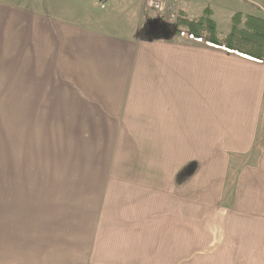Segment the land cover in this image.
I'll return each instance as SVG.
<instances>
[{
	"label": "crops",
	"instance_id": "crops-1",
	"mask_svg": "<svg viewBox=\"0 0 264 264\" xmlns=\"http://www.w3.org/2000/svg\"><path fill=\"white\" fill-rule=\"evenodd\" d=\"M145 8L131 27L33 16L18 50L0 1V93L24 105L25 150L41 137L35 158H0V264H209L226 231L264 238V61L169 19L153 34ZM231 9L264 20V0Z\"/></svg>",
	"mask_w": 264,
	"mask_h": 264
},
{
	"label": "rangeland",
	"instance_id": "rangeland-1",
	"mask_svg": "<svg viewBox=\"0 0 264 264\" xmlns=\"http://www.w3.org/2000/svg\"><path fill=\"white\" fill-rule=\"evenodd\" d=\"M2 17L10 18L14 23L10 28H2V36L13 35L16 43H14L18 50L25 48V38L27 22L31 21L33 16H46L50 19H55L58 22H77L84 25H100L101 20H109L104 22L108 25L125 24L130 27L133 26L137 16L139 15L140 7L145 8L143 2L137 0H0ZM238 0H199L196 2H180L179 4H190L194 7L204 4L209 6L214 11V18L218 23V35L224 36L230 31L228 23L231 22L232 7ZM136 9V10H135ZM144 10V9H143ZM145 8L144 11H146ZM228 10L227 12H225ZM143 11V12H144ZM149 11V10H147ZM176 7L174 5V10ZM153 18L155 13L153 10L149 11ZM236 13V12H235ZM29 19L25 22L26 17ZM218 18V19H217ZM155 21H161L156 15ZM165 21L157 22V26L153 27V34L161 30L169 31L168 18ZM169 21V20H168ZM37 20L31 23V29L37 28ZM100 22V23H99ZM149 22V21H148ZM146 22V23H148ZM102 25V24H101ZM152 24L149 23L142 27L140 34L143 30H149ZM114 30L116 27L114 26ZM32 31V30H31ZM35 41V40H34ZM10 94L8 90L0 93V158H24L23 153L26 152L31 158H35L37 153L36 149L41 146V137L36 136L34 132L29 131V135L35 142L33 150H25V144L28 140L27 121L25 120L24 105H10ZM13 106V107H12ZM11 112L18 113L15 116L20 118L11 119ZM13 115V114H12ZM21 116L23 118H21ZM25 150V151H24ZM46 158V157H45ZM232 223V222H231ZM242 224H248V220H243ZM233 226L232 224H229ZM241 237H237L234 241L232 237H228V232H225V239L220 237L219 247H210L204 249L206 258L209 264H264L261 262L264 258V238L259 232H250L249 225L241 226ZM234 233H238L235 231ZM264 234V232H263ZM225 242L224 247L220 245ZM250 256L259 257L254 263L249 262Z\"/></svg>",
	"mask_w": 264,
	"mask_h": 264
},
{
	"label": "trees",
	"instance_id": "trees-1",
	"mask_svg": "<svg viewBox=\"0 0 264 264\" xmlns=\"http://www.w3.org/2000/svg\"><path fill=\"white\" fill-rule=\"evenodd\" d=\"M183 17L178 12L173 25H170L175 33L184 27L187 29L188 36L211 47L249 60L264 61V20L236 13L231 18L232 25L229 33L219 39L208 8L197 20H186Z\"/></svg>",
	"mask_w": 264,
	"mask_h": 264
},
{
	"label": "built area",
	"instance_id": "built-area-1",
	"mask_svg": "<svg viewBox=\"0 0 264 264\" xmlns=\"http://www.w3.org/2000/svg\"><path fill=\"white\" fill-rule=\"evenodd\" d=\"M183 1H199V0H146L149 9L156 12L160 18H168L173 20L176 17L174 5Z\"/></svg>",
	"mask_w": 264,
	"mask_h": 264
}]
</instances>
